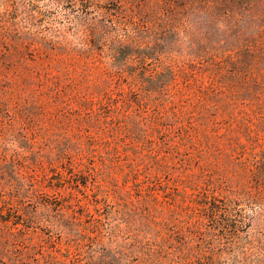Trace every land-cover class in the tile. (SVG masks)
I'll return each instance as SVG.
<instances>
[{"label": "rangeland", "instance_id": "374dc122", "mask_svg": "<svg viewBox=\"0 0 264 264\" xmlns=\"http://www.w3.org/2000/svg\"><path fill=\"white\" fill-rule=\"evenodd\" d=\"M21 1L18 5L20 0H0V26L12 38L34 36L37 41L8 38L0 43V164L10 162L28 188L43 195L61 197L75 192L72 197L77 206L93 216L72 219L82 232L100 234L104 244L110 237L108 227L113 225L121 229L124 240L137 232L148 243L172 244L167 251L205 247L210 221L200 200L206 196V121L200 123L193 114H183L192 138L188 141L177 127L164 124L163 107L150 102L130 78L109 76L103 56L88 60V75L83 78V57L57 54L38 42L43 38L65 48H80L77 7L49 0ZM30 12L35 15L33 20L28 18ZM59 57L69 68L65 75L53 68ZM202 76L195 74L197 79ZM106 77L107 82L102 80ZM184 80L193 83L194 77L179 75L178 85L183 86ZM96 83L103 89L101 95L94 89ZM100 99L105 100L102 105ZM182 105L183 111L192 109L186 102ZM133 122L140 129L133 128ZM221 126L223 131L227 122L221 121ZM141 132L142 136L137 134ZM61 140L67 143V158L49 162L46 154L56 152L54 143ZM130 177L140 181L138 187H130ZM5 178H9L7 173ZM76 179L87 183H79L76 189L72 185ZM51 181L62 185H50ZM14 187L7 179L0 185V212L14 211L13 218H0V240L10 239L19 248L35 246L59 256L74 255L77 246L67 239L60 218H55L57 210L35 208L29 197L10 192ZM22 205L34 209L38 218L17 217ZM242 206L243 213H251L249 206ZM121 208L144 218H121ZM237 219L240 243L255 231L257 221ZM219 236L217 230L216 239ZM224 250L221 264H241L234 245L227 243ZM206 260L193 264H209Z\"/></svg>", "mask_w": 264, "mask_h": 264}, {"label": "trees", "instance_id": "16d2710c", "mask_svg": "<svg viewBox=\"0 0 264 264\" xmlns=\"http://www.w3.org/2000/svg\"><path fill=\"white\" fill-rule=\"evenodd\" d=\"M49 1L77 7L80 48H65L43 38L38 42L57 54L83 57V78L88 75V60L103 56L107 74L130 78L150 102L163 107L160 117L164 124L177 127L188 141L192 138L183 114H193L200 123L206 121V196L200 200L210 221L206 248L167 251L172 244L148 243L137 232L124 240L121 229L113 225L108 227L110 237L104 244L100 234L82 232L72 219L93 216L77 206L72 197L75 192L61 197L43 195L28 188L10 162H5L0 164V185L7 179L15 186L10 192L19 198L29 197L35 208H55V218H60L59 225L67 239L74 241L77 252L59 256L35 246L19 248L12 240L1 239L0 264H193L205 258L209 264H221L227 243L237 249L241 264H264V0ZM16 8L14 5L13 10ZM28 18L33 20L35 15L30 12ZM18 37L12 38L0 26L1 44L8 38L37 41L34 36ZM53 68L60 74L69 72L60 57L53 61ZM195 74L204 76L197 79ZM179 75L193 76L194 81L184 80L180 86ZM94 89L102 94L99 83ZM49 90L53 91V86ZM104 101L99 102L102 105ZM184 102L192 109L181 110ZM221 121L227 122L223 131ZM133 128L140 129L135 122ZM137 134L142 136V132ZM54 144L56 152L46 154L48 161L67 158V143L61 140ZM6 173L9 178H5ZM129 180L130 187L140 184L136 177ZM79 183L85 186L87 180L76 179L72 185L77 189ZM50 185L62 182L51 181ZM243 204L250 207V214L242 212ZM18 209L21 212L15 215L19 218H38L34 209L23 205ZM13 212H0V218H13ZM119 213L121 218H144L124 208ZM248 217L257 221L255 231L239 243L236 238L241 225L237 218ZM127 228L131 231L132 224Z\"/></svg>", "mask_w": 264, "mask_h": 264}]
</instances>
